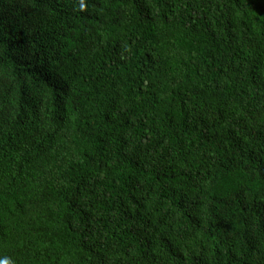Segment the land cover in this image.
I'll use <instances>...</instances> for the list:
<instances>
[{
	"label": "trees",
	"instance_id": "obj_1",
	"mask_svg": "<svg viewBox=\"0 0 264 264\" xmlns=\"http://www.w3.org/2000/svg\"><path fill=\"white\" fill-rule=\"evenodd\" d=\"M0 264H264V0H0Z\"/></svg>",
	"mask_w": 264,
	"mask_h": 264
}]
</instances>
